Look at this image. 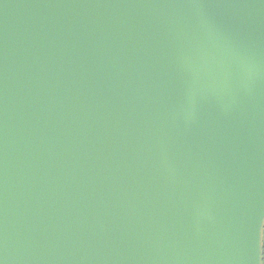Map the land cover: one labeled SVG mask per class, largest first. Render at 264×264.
<instances>
[{
    "label": "water",
    "instance_id": "1",
    "mask_svg": "<svg viewBox=\"0 0 264 264\" xmlns=\"http://www.w3.org/2000/svg\"><path fill=\"white\" fill-rule=\"evenodd\" d=\"M264 0H0V262L259 264Z\"/></svg>",
    "mask_w": 264,
    "mask_h": 264
},
{
    "label": "flooded vegetation",
    "instance_id": "2",
    "mask_svg": "<svg viewBox=\"0 0 264 264\" xmlns=\"http://www.w3.org/2000/svg\"><path fill=\"white\" fill-rule=\"evenodd\" d=\"M262 262H264V243H262V236L260 230V263L259 264H262Z\"/></svg>",
    "mask_w": 264,
    "mask_h": 264
},
{
    "label": "snow or ice",
    "instance_id": "3",
    "mask_svg": "<svg viewBox=\"0 0 264 264\" xmlns=\"http://www.w3.org/2000/svg\"><path fill=\"white\" fill-rule=\"evenodd\" d=\"M260 230H261V236H262V243H264V222L260 223ZM2 264V262H0ZM264 264V262H262Z\"/></svg>",
    "mask_w": 264,
    "mask_h": 264
}]
</instances>
